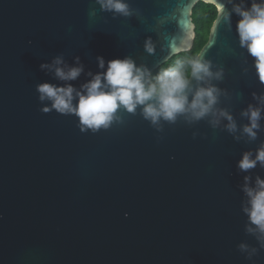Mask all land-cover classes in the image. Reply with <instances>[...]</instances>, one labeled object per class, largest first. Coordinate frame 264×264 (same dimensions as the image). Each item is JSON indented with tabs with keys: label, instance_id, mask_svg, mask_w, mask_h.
<instances>
[{
	"label": "water",
	"instance_id": "obj_1",
	"mask_svg": "<svg viewBox=\"0 0 264 264\" xmlns=\"http://www.w3.org/2000/svg\"><path fill=\"white\" fill-rule=\"evenodd\" d=\"M125 2L127 16L101 10L96 0H0V264H264L243 210L244 177L255 186L264 166H237L244 152L254 155L264 144V82L239 44L235 13L230 23L217 13L196 55L222 70L221 78L190 77L193 90L219 89L214 110L231 114L235 133L223 117L213 126L211 114L153 125L142 106L120 108L109 127L82 131L75 114L41 110L49 102L38 99L37 84L80 90L89 73L103 71L97 57L105 66L129 57L149 81L191 50L195 4L216 8L214 0ZM224 3L231 11L252 0ZM57 56L68 66L79 58L76 80L40 67ZM249 105L262 110L254 140L242 132Z\"/></svg>",
	"mask_w": 264,
	"mask_h": 264
},
{
	"label": "clouds",
	"instance_id": "obj_2",
	"mask_svg": "<svg viewBox=\"0 0 264 264\" xmlns=\"http://www.w3.org/2000/svg\"><path fill=\"white\" fill-rule=\"evenodd\" d=\"M101 10L130 15L128 4L125 0H96ZM218 17H223L229 22L235 13L239 19L236 22V31L239 44L254 58V66L258 79L264 82V0H252L250 7L233 4L231 11L227 10L224 0H214ZM233 0H227L232 3ZM146 50L151 53L153 46L150 41L145 42ZM75 66L64 64L63 58L57 56L51 64H41L42 69H49L54 76L64 82L76 80L83 71V66L76 58ZM98 67L102 72L91 74V79L81 85V89L74 88L70 83L55 85L42 82L36 85L38 99L48 101L43 105L42 111L55 110L60 114H75L80 123L81 130L91 129L97 131L107 128L114 119L118 109L123 108L129 113H134L137 106H142V114L153 125L163 119L174 122L178 115L186 114L190 120H200L210 114L215 118L211 121L213 126L219 123V118L227 120L226 129L230 133L237 131V125L230 113L224 110H214L217 103L219 89L210 83L208 86H198L194 90L191 79L197 82H208L211 79H220L222 70L213 72L209 61L201 56H192L187 60H178L173 66L160 71L154 81L146 79L147 69L137 66L129 58H114L105 61L97 57ZM192 94L191 100L188 99ZM264 104V96L258 98ZM76 101L74 104L73 101ZM248 120L242 128L250 140L256 139V130L260 128L262 110L258 106L249 105L241 113ZM239 137H237L238 139ZM257 164L264 166V144L255 154L244 152L237 162L238 168L248 172ZM243 191L248 197L247 206L243 209L248 216L249 226L247 231L256 235L257 240L264 247V179L256 178L255 186H249V177H244ZM254 226V227H252ZM242 251L247 245L241 244ZM254 252L255 249H252Z\"/></svg>",
	"mask_w": 264,
	"mask_h": 264
},
{
	"label": "trees",
	"instance_id": "obj_3",
	"mask_svg": "<svg viewBox=\"0 0 264 264\" xmlns=\"http://www.w3.org/2000/svg\"><path fill=\"white\" fill-rule=\"evenodd\" d=\"M217 15V10L214 5L204 2L195 4L192 10V20L195 24V38L191 50L181 52L171 57L163 63L159 68L154 70L149 76V82L154 81L155 76L163 69L173 66L178 60H187L192 56H196L201 47L207 41L210 27Z\"/></svg>",
	"mask_w": 264,
	"mask_h": 264
}]
</instances>
